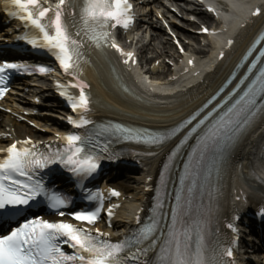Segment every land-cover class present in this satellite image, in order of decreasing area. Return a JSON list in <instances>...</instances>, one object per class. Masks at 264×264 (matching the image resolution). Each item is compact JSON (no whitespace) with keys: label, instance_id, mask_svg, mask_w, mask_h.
Wrapping results in <instances>:
<instances>
[{"label":"snow or ice","instance_id":"obj_1","mask_svg":"<svg viewBox=\"0 0 264 264\" xmlns=\"http://www.w3.org/2000/svg\"><path fill=\"white\" fill-rule=\"evenodd\" d=\"M10 6L19 9L13 11L12 16L42 34V38L28 39L29 44L36 49H46L53 53L65 74L74 75L81 70V48L85 44L74 38L70 31L66 9L75 7L70 0H58L54 6H45L42 0H11ZM262 14L264 13L259 8L253 13L254 16ZM79 15L83 29L78 28L75 36L80 37L82 30L86 33L91 29V39L100 46L101 40L107 44L109 27L127 28L132 22V4L128 0H84ZM73 16L75 17V12ZM72 26L77 27L75 19ZM97 28L101 29L98 34L95 32ZM203 31L207 33L209 30L204 28ZM233 43L234 41H229V47ZM108 46L122 52L117 44ZM257 48L260 50L252 60L248 74L222 103L198 121L197 116L193 115L184 125L166 132L136 129L123 124L94 130L92 126L95 121L84 115L91 111L92 99L86 91L89 85L82 80L71 85L79 89V96H72L66 91L63 95L71 101V107L78 116L69 118V122L76 129H82L83 133L61 137L66 145L63 150L40 151L38 145L28 139L12 143L0 153L6 157L0 159V223L16 222L42 204L52 210L66 207L68 198L51 190L41 173L44 170L55 173L57 169L53 166L63 165L83 185L100 172L102 160L119 156V153L110 152L113 141L156 147L178 138L170 153L171 160L178 156L179 150L188 144L189 139H196L197 148L192 149L189 162L183 165L184 176L179 181L181 185L186 180L194 185L193 175L209 156L214 163L221 161L229 146L258 116H264V45H254L248 56H252ZM125 55L128 59L124 62L128 63L132 53ZM224 58L222 54L220 59ZM33 67L8 61L0 64V99L8 92L7 83L11 72L27 74ZM253 69H257L258 74L254 75ZM38 70L42 74L52 71L46 66H40ZM252 76L254 78L250 83L244 85V81ZM232 79L237 78L233 76ZM60 87L63 88V85ZM106 133L110 138L100 146L99 152L94 151L99 144L98 138ZM165 168H169V165H165ZM161 183L166 188L163 176ZM186 191L190 194L193 188L189 187ZM111 194L114 197L121 195L116 190H112ZM100 196L99 192L95 195L89 193L91 200H98ZM165 202L161 201L157 205L146 226L140 227L120 242L111 241L99 229L93 233L89 228L66 222H52L42 217L25 220L10 234L0 236V264H225V258L231 261L234 257L233 248L206 243L203 224L199 226L200 231L194 246L196 226L191 229L184 226L188 218L186 204H190V200L182 202L181 195L177 193L175 207L167 216L163 211ZM101 211L102 208H98L96 211H78L72 215L76 221L94 225ZM58 214L63 216L64 212L59 211ZM107 214L112 217L113 211L109 210ZM260 215L264 217V211ZM136 223L141 224L139 217ZM227 227L235 231L233 225L229 224ZM65 244L75 249V254L65 251Z\"/></svg>","mask_w":264,"mask_h":264},{"label":"bare ground","instance_id":"obj_2","mask_svg":"<svg viewBox=\"0 0 264 264\" xmlns=\"http://www.w3.org/2000/svg\"><path fill=\"white\" fill-rule=\"evenodd\" d=\"M258 1L261 0L232 1L225 9L226 13L221 24V29H225L226 31L229 29V33H235L236 24L238 21L244 19V13L247 6ZM204 18V21H207L208 17L206 15ZM188 26H191V24H185L184 29L188 28L189 30ZM155 30L159 33L155 34L154 38L152 37V49L158 47L160 39H166L161 29L157 28ZM185 32L186 31L182 29H177V35L181 40L189 38L190 40L195 41L196 36L193 33L186 36ZM246 35L247 34H237L236 38L238 43H241ZM207 42L206 46L208 47V51L199 50L195 47L186 45L187 49L196 55L197 66L200 73L204 75L206 80L204 90L212 88L215 80L220 75L219 67H217L213 72H210L208 68L209 63L211 64L213 62V56H211V53L215 48L217 40H215V38H209ZM163 48L164 46H161L162 50ZM92 62L93 67L91 69L90 76L96 84L95 96L97 107L105 111L107 107L109 111L119 112L120 115L125 118L133 120H146V122L151 123H169L174 118L180 116L187 107L191 106V104H193L191 101L198 96L195 89L181 95H179L178 92L172 94V91H166V95L151 93L135 71L129 73L126 70H121L120 73H117V75L120 79H123L127 83L129 93L132 94L129 95V93L122 91L120 84L110 73L111 68L107 66L104 61L92 56ZM110 63L113 64V61H110ZM159 67L160 66L152 67L151 70L155 71ZM187 94H192L193 97L184 104H178V100H181L184 95ZM34 96L36 95H32V90L25 93L23 89H18L12 96H8V102L6 104H8L7 107L11 109L12 113L7 115L6 118L5 114L0 112V147L5 146V144L10 140L9 138L4 137L8 134H12L13 136L20 138L28 135L37 139H50L51 137L53 138L58 129L63 126L61 112L57 110L53 104L42 103L41 105H36L33 102ZM133 98H138L143 102H148L150 106L144 107L141 103L134 101ZM35 109L37 110L36 112ZM24 120L31 121L36 127L37 125L40 126L41 122H50V124L42 125V128H33L28 126ZM245 147H243L241 151H243ZM245 158L254 160L253 157H250V150L248 149L244 150L237 157V160L238 162H242ZM258 160V157H256L257 162ZM158 164V158L147 161L145 169H155ZM147 174V171H143L140 175L131 177L127 182L128 184L123 186L124 191L130 192L131 194H129V196H133V199L128 206V214L134 205H141L144 202L143 188L145 187V177ZM236 174L239 177H242L240 176L241 173L238 168L236 169ZM130 222L131 220L127 217V215H124L113 223V230L117 234H120L130 224Z\"/></svg>","mask_w":264,"mask_h":264}]
</instances>
